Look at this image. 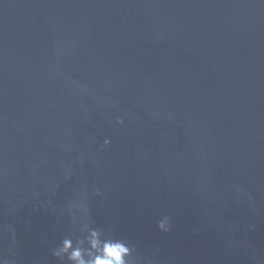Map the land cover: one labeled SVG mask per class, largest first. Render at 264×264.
I'll list each match as a JSON object with an SVG mask.
<instances>
[{
    "label": "water",
    "instance_id": "water-1",
    "mask_svg": "<svg viewBox=\"0 0 264 264\" xmlns=\"http://www.w3.org/2000/svg\"><path fill=\"white\" fill-rule=\"evenodd\" d=\"M86 220L132 264H264V0H0V258Z\"/></svg>",
    "mask_w": 264,
    "mask_h": 264
},
{
    "label": "clouds",
    "instance_id": "clouds-1",
    "mask_svg": "<svg viewBox=\"0 0 264 264\" xmlns=\"http://www.w3.org/2000/svg\"><path fill=\"white\" fill-rule=\"evenodd\" d=\"M120 125L124 121L118 120ZM111 143L105 139L104 146ZM101 195L99 191L95 193ZM161 232H171L172 226L168 216H164L157 224ZM82 236L65 237L61 244L53 250V256L61 264H132L134 249L123 239H117L107 234L102 228L89 225L86 220L80 229ZM0 264H8V261L0 258Z\"/></svg>",
    "mask_w": 264,
    "mask_h": 264
}]
</instances>
